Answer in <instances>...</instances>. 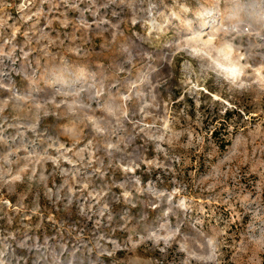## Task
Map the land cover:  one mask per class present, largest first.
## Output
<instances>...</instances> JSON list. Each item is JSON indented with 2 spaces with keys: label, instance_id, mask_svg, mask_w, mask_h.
Returning <instances> with one entry per match:
<instances>
[{
  "label": "rangeland",
  "instance_id": "1",
  "mask_svg": "<svg viewBox=\"0 0 264 264\" xmlns=\"http://www.w3.org/2000/svg\"><path fill=\"white\" fill-rule=\"evenodd\" d=\"M0 264H264V0H0Z\"/></svg>",
  "mask_w": 264,
  "mask_h": 264
},
{
  "label": "trees",
  "instance_id": "2",
  "mask_svg": "<svg viewBox=\"0 0 264 264\" xmlns=\"http://www.w3.org/2000/svg\"><path fill=\"white\" fill-rule=\"evenodd\" d=\"M226 114L229 115L230 112L229 110H226ZM228 127H225L224 131L225 132H228ZM219 131L220 129H218V127H215V129L212 131V136L214 138H217L219 136ZM230 143V139L228 137H223V139L221 140V143H220V147L221 149H225V147Z\"/></svg>",
  "mask_w": 264,
  "mask_h": 264
}]
</instances>
